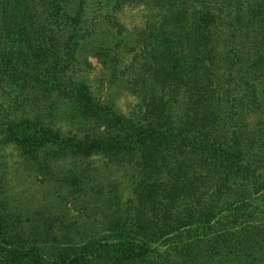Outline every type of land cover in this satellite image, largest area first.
I'll return each mask as SVG.
<instances>
[{
	"label": "trees",
	"instance_id": "16d2710c",
	"mask_svg": "<svg viewBox=\"0 0 264 264\" xmlns=\"http://www.w3.org/2000/svg\"><path fill=\"white\" fill-rule=\"evenodd\" d=\"M1 146L0 264H264V0H0Z\"/></svg>",
	"mask_w": 264,
	"mask_h": 264
},
{
	"label": "rangeland",
	"instance_id": "374dc122",
	"mask_svg": "<svg viewBox=\"0 0 264 264\" xmlns=\"http://www.w3.org/2000/svg\"><path fill=\"white\" fill-rule=\"evenodd\" d=\"M122 22L131 28L134 25H138L142 21V12L137 8L126 7L120 13ZM95 68L91 69L86 78L94 89L98 88L100 97L104 94H110V98L115 99L116 104L122 109H127L130 104L134 102L133 97L126 92L120 93V95H114L115 92L107 87L105 83L99 81L104 79L102 72L99 70V66L94 62ZM0 172L4 178L0 181L1 188L6 194L11 196V205H15L19 211L27 210L28 208H35L42 201H45L44 187L47 182H39L35 179L34 173H30L34 176H30L26 172L25 164L19 160L16 151L10 146L0 147ZM124 192H126L123 189ZM72 213H74L72 211Z\"/></svg>",
	"mask_w": 264,
	"mask_h": 264
}]
</instances>
